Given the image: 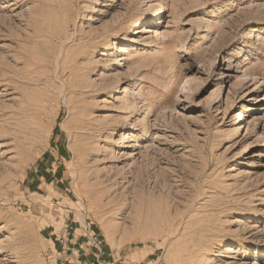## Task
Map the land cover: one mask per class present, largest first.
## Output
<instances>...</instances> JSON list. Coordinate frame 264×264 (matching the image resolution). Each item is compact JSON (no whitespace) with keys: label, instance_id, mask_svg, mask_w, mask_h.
I'll use <instances>...</instances> for the list:
<instances>
[{"label":"rangeland","instance_id":"374dc122","mask_svg":"<svg viewBox=\"0 0 264 264\" xmlns=\"http://www.w3.org/2000/svg\"><path fill=\"white\" fill-rule=\"evenodd\" d=\"M0 264H264V0H0Z\"/></svg>","mask_w":264,"mask_h":264},{"label":"bare ground","instance_id":"6f19581e","mask_svg":"<svg viewBox=\"0 0 264 264\" xmlns=\"http://www.w3.org/2000/svg\"><path fill=\"white\" fill-rule=\"evenodd\" d=\"M145 24V22L144 21H138L137 23H136V25H138V27L139 28H141L140 26L141 25H144ZM135 34H138V32H136ZM157 36H158V33H157ZM127 92H130V90L129 91H127ZM128 96H126V98H127ZM128 99H125L124 98V104H125V106L123 107V108H127L128 107ZM131 105V104H130ZM243 115H244V113L242 112V111H238V116L236 117V119L237 120H239L241 117H242V121L241 122H243L244 120V118H243ZM111 151V150H110ZM113 152V151H112ZM111 153V152H110ZM119 160V159H118ZM114 164V163H113Z\"/></svg>","mask_w":264,"mask_h":264}]
</instances>
